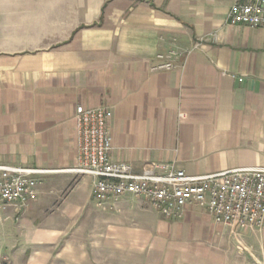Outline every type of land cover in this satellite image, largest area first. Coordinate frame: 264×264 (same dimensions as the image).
I'll return each mask as SVG.
<instances>
[{
	"label": "crops",
	"instance_id": "obj_1",
	"mask_svg": "<svg viewBox=\"0 0 264 264\" xmlns=\"http://www.w3.org/2000/svg\"><path fill=\"white\" fill-rule=\"evenodd\" d=\"M231 3L0 0V164L55 172L26 208L0 216H19L17 252L37 234L29 264H41L50 248L53 264H241L238 248L245 264L251 253L264 262V227L233 232L195 207L165 220L130 195L103 211L89 176L68 195L57 189L74 178L67 171L77 165L78 106L111 112V161L134 172L157 163L189 176L264 168V29L227 25ZM169 50L181 53L171 60L176 68L151 72ZM45 211L50 222L29 229L30 217ZM75 230L89 244H52ZM11 242L13 234L0 232V253Z\"/></svg>",
	"mask_w": 264,
	"mask_h": 264
},
{
	"label": "built area",
	"instance_id": "obj_2",
	"mask_svg": "<svg viewBox=\"0 0 264 264\" xmlns=\"http://www.w3.org/2000/svg\"><path fill=\"white\" fill-rule=\"evenodd\" d=\"M226 24L264 29V0H232ZM203 39L194 48L199 46ZM186 52V54H188ZM181 53L157 54L151 72H169ZM241 81V80H240ZM106 108L78 106L74 115L76 161L67 172L92 178L91 196L103 211L130 195L145 200L165 220H180L187 208L207 212L217 225L233 232H259L264 227V168H242L206 176H189L173 164L157 163L134 172L125 163L111 161L112 151ZM55 172L0 164V215L19 212L36 199L43 177Z\"/></svg>",
	"mask_w": 264,
	"mask_h": 264
},
{
	"label": "rangeland",
	"instance_id": "obj_3",
	"mask_svg": "<svg viewBox=\"0 0 264 264\" xmlns=\"http://www.w3.org/2000/svg\"><path fill=\"white\" fill-rule=\"evenodd\" d=\"M73 176H74V178L72 179L73 181H70L68 185L60 186L59 188H57L59 191V193H58L59 196L62 197V196L68 195L69 189L72 186L74 180L78 179L80 177V175H76V174H73ZM1 215H3V214H1ZM6 215L8 216L11 214L7 213ZM13 218H12L11 222L5 221V220L3 223L0 222V232L4 231V232H9L10 234H13V240H14V243L13 242L10 243L11 246L9 247V249H6L0 253V262H1V264H29V262L33 263L34 260L31 261V256L33 255V252H30V250H33V248H34L32 245L34 244V241L37 240V239H35V237H37V234L34 232H30V236L27 238L26 243H25L26 251L25 252H17L19 250V246H18V244H16L18 242L17 225L19 224V222L17 221V219L19 220V216H16L15 220H13ZM50 218H51L50 212L45 211V214L42 213L41 216L30 217V220L28 221L27 224H28L29 229H32V231H36L37 229H40V227L43 228L44 223L48 224V222H50ZM87 239H88V237H83L80 230H75L74 235L59 238V239H57L58 241H54V243H52V244H54V245L57 244V246L58 245L61 246V245H65V244L74 245V246H81L82 244H85V243L89 244ZM89 239L92 240V237H90ZM93 239L96 240V243L98 242L97 237H93ZM12 244H15V245L12 246ZM42 244H45V242H43ZM49 244H51V243L47 242V246L50 248ZM53 254L54 253L51 251V248L50 249H44L43 252L41 253V255L44 256V260L41 258L40 263L41 264H53V263H55V262H52L53 258L50 259V256ZM63 255H65V254L64 253L60 254V256H63ZM251 255L252 256H249L250 264H257V263H255V261L253 259L255 254L251 253ZM235 256H236L235 262L241 263L243 261L244 264L248 258L247 254H245L244 250L241 248L237 249ZM138 263L140 264V262H138ZM243 263H241V264H243ZM142 264H143V262H142ZM259 264H264V262L260 261Z\"/></svg>",
	"mask_w": 264,
	"mask_h": 264
}]
</instances>
